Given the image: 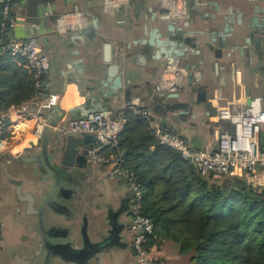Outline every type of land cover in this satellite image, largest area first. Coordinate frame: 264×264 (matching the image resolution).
Wrapping results in <instances>:
<instances>
[{
	"label": "crops",
	"instance_id": "1",
	"mask_svg": "<svg viewBox=\"0 0 264 264\" xmlns=\"http://www.w3.org/2000/svg\"><path fill=\"white\" fill-rule=\"evenodd\" d=\"M17 3L14 12L25 20L9 29L6 37L39 40L51 58L43 76V93H58L59 102L44 109L48 124L41 135L35 133L32 118L14 111L7 119L5 133L14 139L12 147L0 154V264L22 260L44 264V237L53 225L66 228L67 233L58 237L50 233L52 241L78 248L84 245L86 234L96 242L97 253L83 264H138L132 246L134 197L127 179L109 177L107 165L89 161L86 149L96 142L93 134L63 135L54 125L63 116L83 115L81 105L99 93L95 101L111 115L127 107L128 122L120 144L130 155L153 149L157 140L149 133L148 119L128 107L131 104L149 108L165 128L183 135L195 147H205L215 126L232 127L229 120L219 118L217 105L233 101L237 109L245 95L264 93V0H130L114 10L107 9L106 0ZM174 5L179 10L172 13ZM68 24L72 26L62 31ZM147 26L190 38L184 41L188 55L172 62L166 53L157 56L158 46L146 41ZM226 26L232 34H226ZM108 43L110 60L106 59ZM176 60L186 69V83L175 91H156L158 75ZM111 63L119 64L123 83L112 95L108 93ZM35 91L24 57L3 54L0 110L24 103ZM175 92L178 96L170 95ZM180 101L188 106L173 107ZM71 137L76 139L74 158L67 157ZM115 150L109 147L105 152ZM64 199L75 202L70 206ZM82 216L87 217L83 234L77 229ZM151 245L154 264L180 254L171 239ZM50 261L81 264L59 252L51 254Z\"/></svg>",
	"mask_w": 264,
	"mask_h": 264
},
{
	"label": "built area",
	"instance_id": "2",
	"mask_svg": "<svg viewBox=\"0 0 264 264\" xmlns=\"http://www.w3.org/2000/svg\"><path fill=\"white\" fill-rule=\"evenodd\" d=\"M130 0H106V7L114 10L125 6ZM17 0H3L0 19V63L3 54L24 57L30 68L36 91L32 98L19 106L0 112V154L12 147L13 135L5 133L7 119L11 112H17L20 117L35 120V133L41 135L48 124L44 109L59 102V94L48 92L45 96L43 76L51 66L50 56L44 52L35 36L26 38L6 37L9 29L25 20V17L15 13ZM179 10L177 5L171 10ZM72 24L61 28L62 31ZM186 69L180 60L168 63L158 75L155 90L158 92L175 91L186 83ZM239 108H233V101L217 105L220 119L229 120L231 128L215 126L211 139L205 147L193 146L186 137L172 129H167L149 108L131 104L128 107L148 119L151 134L162 144L171 146L181 156L192 162L202 174L215 173L229 176L252 175L264 179V93L248 94L238 102ZM127 107L115 115L103 110H95L76 117L63 116L54 125L63 135L70 133H90L96 137V142L87 147L86 153L90 162L107 165L109 177L124 176L133 192L132 228L135 235L132 246L138 264H154L152 243L162 242L165 238L155 231L156 222L153 217L144 212L143 189L136 173L126 166L127 157L124 150L117 149L111 153L105 150L116 147L120 135L124 131L128 117ZM14 128L12 125L10 126ZM11 129V128H10ZM12 132H15L12 130Z\"/></svg>",
	"mask_w": 264,
	"mask_h": 264
},
{
	"label": "trees",
	"instance_id": "3",
	"mask_svg": "<svg viewBox=\"0 0 264 264\" xmlns=\"http://www.w3.org/2000/svg\"><path fill=\"white\" fill-rule=\"evenodd\" d=\"M121 135L116 150H124ZM124 152L156 233L175 241L181 254L190 253L193 264H264V183L202 174L158 140L135 156Z\"/></svg>",
	"mask_w": 264,
	"mask_h": 264
},
{
	"label": "water",
	"instance_id": "4",
	"mask_svg": "<svg viewBox=\"0 0 264 264\" xmlns=\"http://www.w3.org/2000/svg\"><path fill=\"white\" fill-rule=\"evenodd\" d=\"M256 20V18H255ZM169 29L173 30L174 25H169ZM180 30V29H179ZM181 31V30H180ZM230 29L229 26L225 27V32L226 34L230 33ZM146 34L148 35L147 38V42H149L152 45L158 46V49L156 51L157 56L163 53H166L169 57V60L172 62L174 61L176 58H180V57H185L186 55H188L189 52V47H187L186 45H184V41L189 42L190 38H184L182 37V33H180L179 35H177L176 37H174L173 35H168L167 30H163L160 29V27H148L146 29ZM225 42V41H224ZM106 59L110 60L111 59V55H110V44L108 43L106 45ZM188 67V64H187ZM119 64L117 63H111L110 67H109V79H111L112 84H111V88L108 90L109 94H114L116 90L121 89L122 88V77L119 74ZM189 74V79H190V83H191V76L193 75L191 72L188 73ZM102 81V83L108 82L107 80H100ZM103 87V86H102ZM99 95L96 94V97H93L90 99V103H85L82 104L81 107L84 109V114L89 113L91 111H95V110H103L105 112H109L107 109H105L100 103H98V101H95V98H97ZM170 95H174V96H178V93H171ZM178 106H188L187 102H183L180 101L179 103H175L173 104V107H178ZM83 114V115H84ZM72 135V133H70ZM74 134V133H73ZM76 139L74 138H70V144L67 146V157L68 158H74L77 155V148L76 146H74L76 144L75 142ZM79 140H77L78 142ZM80 157V155H79ZM83 158V161L85 160V156L81 157ZM83 163V162H82ZM66 189H63V193H65ZM69 190V189H67ZM70 192V191H67ZM66 192V194H67ZM69 194V193H68ZM67 194V195H68ZM30 205H32V201H33V196L30 195ZM113 231V230H112ZM50 232L52 235H54L55 237L58 235H64L67 233V229L63 228V229H58L55 225H53L52 227H50ZM96 242L91 241L90 239H88V237L85 234V243L82 247H78V248H74L72 246H70V243H62V242H57V241H52L50 240L48 245H50V250H51V254H56L59 252V254L62 255V257H64L65 259H70L76 262H79L81 264L84 263V261L92 258L96 253H97V248H94V244ZM49 262V263H47ZM47 264H52L49 260L46 262Z\"/></svg>",
	"mask_w": 264,
	"mask_h": 264
},
{
	"label": "rangeland",
	"instance_id": "5",
	"mask_svg": "<svg viewBox=\"0 0 264 264\" xmlns=\"http://www.w3.org/2000/svg\"><path fill=\"white\" fill-rule=\"evenodd\" d=\"M217 176H218V178H221L224 180V179H227V177L229 175H217ZM238 177L244 178L247 181H254L256 183H258V182L264 183V179L259 178V176L255 177L252 175H246V176H238ZM66 200L70 206L75 202L74 200H68V199H66ZM63 213L64 214L68 213V211H66V212L64 211ZM86 221H87V217L82 216V220H81L80 224L78 223V225H77V229L79 232H81V234H83V232H84V225H85ZM22 238H24V237H22ZM12 240H16V237L15 236L12 237ZM162 262H164V264H193V262L190 259V253L189 254H181L180 253L179 255L174 254L172 256L166 257V259L162 260Z\"/></svg>",
	"mask_w": 264,
	"mask_h": 264
},
{
	"label": "flooded vegetation",
	"instance_id": "6",
	"mask_svg": "<svg viewBox=\"0 0 264 264\" xmlns=\"http://www.w3.org/2000/svg\"><path fill=\"white\" fill-rule=\"evenodd\" d=\"M48 234H47V236L46 237H44V242H45V247H46V260L48 261L49 260V258H50V255H51V250H50V245H48V243H49V241H50V231H48L47 232ZM94 248H96V247H94ZM98 250V249H97ZM23 261V260H22ZM19 262L18 264H31V261L29 262L28 260H26V261H23V262ZM46 262V261H45ZM47 263H49V262H47ZM47 263H44V264H47Z\"/></svg>",
	"mask_w": 264,
	"mask_h": 264
}]
</instances>
